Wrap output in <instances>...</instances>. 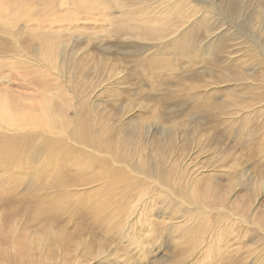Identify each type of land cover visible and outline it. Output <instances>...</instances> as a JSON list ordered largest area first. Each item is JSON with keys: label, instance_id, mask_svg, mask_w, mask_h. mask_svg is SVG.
<instances>
[{"label": "rangeland", "instance_id": "rangeland-1", "mask_svg": "<svg viewBox=\"0 0 264 264\" xmlns=\"http://www.w3.org/2000/svg\"><path fill=\"white\" fill-rule=\"evenodd\" d=\"M68 1L0 0V264H264V0Z\"/></svg>", "mask_w": 264, "mask_h": 264}, {"label": "bare ground", "instance_id": "bare-ground-1", "mask_svg": "<svg viewBox=\"0 0 264 264\" xmlns=\"http://www.w3.org/2000/svg\"><path fill=\"white\" fill-rule=\"evenodd\" d=\"M61 1V3H59L60 4V8L59 9H62V8H66L67 7V5H68V0H60ZM94 2H95V4L96 5H98L99 4V2H98V0H94ZM70 3H71V1H70ZM177 4H176V6H175V8H185V9H188V11L190 12L191 11V9L192 8H199L203 13H205V14H207L208 16H210L211 17V15H213V16H215V13H214V9H212V8H209V7H198V6H196V5H193L192 3H190L189 5H187L186 3H185V0H177V2H176ZM74 4V3H73ZM72 4V5H73ZM56 5V4H55ZM71 5V6H72ZM57 6H58V4H57ZM151 6H152V10H146V9H144L143 11L144 12H146V11H150V12H156V7H155V2H153L152 4H151ZM69 7V6H68ZM56 8V7H55ZM83 8V6L82 5H78V7H75V8H73L72 10H70L71 11V15H69V16H67V15H64V16H67L66 17V22H69L70 24H74V23H87V22H89V21H100V19H99V17H97V16H92V17H88L87 15H86V17L84 18H81V17H79V13H78V11H80V9H82ZM91 8V7H90ZM94 8V7H93ZM89 9V8H88ZM103 11H106V10H103ZM55 12V11H54ZM102 13V11L100 12V14ZM104 13V12H103ZM34 14V13H33ZM59 14V13H58ZM135 14H140V11H137V12H135ZM107 15L108 14H106L105 16H104V18L106 19V17H107ZM35 16H36V13H35ZM56 16V15H55ZM58 17H59V15H57ZM91 16V15H90ZM100 16V15H99ZM29 17V16H28ZM46 17V16H45ZM60 18V17H59ZM35 20H37V19H35ZM34 20V17H31V18H28V20H27V22L28 23H36L37 21H35ZM64 20V19H63ZM224 20V19H223ZM59 21V20H58ZM65 21V20H64ZM46 22V21H45ZM60 22H62V21H60ZM90 23V22H89ZM225 23V22H224ZM36 26V25H35ZM47 26V25H46ZM76 26V25H75ZM38 28L39 27H41V26H37ZM77 27H79V26H77ZM177 31V30H176ZM176 31H174L173 33H175ZM174 37V36H173ZM176 39V37L175 38H173L172 40H175ZM165 42H170L169 40H167V41H165ZM48 46H49V43L47 44ZM49 48V47H48ZM7 102H4V105L3 106H1L0 107V118H1V115L2 116H5V112H7L8 111V108L6 107L7 106ZM46 106V107H45ZM45 110H46V113H47V115H49V114H52L51 113V109H52V105H50V104H45ZM18 109V108H17ZM23 109V108H22ZM8 113H10V111L8 112ZM56 114V113H55ZM22 116V115H21ZM21 116L19 117V119L21 118ZM53 116V115H52ZM55 116V115H54ZM53 116V117H54ZM17 117V116H16ZM28 117V116H27ZM60 115H57V116H55L53 119H51V118H48V116H46V118H47V122H48V125H43L42 127L41 126H38V125H36V126H34V127H32V128H39V127H41L42 129V132L41 133H43V135H41V137L42 138H48V139H51L50 137H52V136H49L48 134H50V135H53V134H57L56 133V131H58V133H60V134H62L61 133V130L62 129H60L59 128V120H61L60 118ZM16 122V121H15ZM5 124V123H4ZM8 124H5V125H3L2 127H5V126H7ZM10 125V124H9ZM21 126H29V127H31V125H26V124H20ZM18 123H16L15 124V126H13V129L16 127H18V126H20ZM40 125H42V124H40ZM11 126V125H10ZM19 129H10V132L11 131H13V133H14V131L16 130V131H18V130H21V128L22 127H18ZM2 129H5V128H2ZM6 130V129H5ZM9 130V129H8ZM31 131H35V130H33V129H30ZM38 130H40V129H38ZM5 134V133H4ZM12 134V133H11ZM34 134V133H33ZM0 135H2V134H0ZM64 135H62L61 137H63ZM40 137V136H39ZM37 144H38V142L34 145V148H33V150L37 147ZM32 156V155H31ZM30 156V157H31ZM34 156H36L35 154H34ZM31 159V158H30ZM32 159H33V157H32ZM117 160L119 161V162H125L126 163V167L129 169V171H131V172H133V165L130 163V160H128V159H121V158H117ZM100 170H104L105 171V173L106 174H103V175H101V176H107V174H109L110 173V171L106 168V167H104V166H101V169ZM182 174V173H181ZM98 176V175H97ZM110 176H111V174H110ZM183 176L182 175H180L179 174V176H178V178H177V180H176V182H178V183H180V185H181V182H182V178ZM111 178H112V176H111ZM111 178H109V179H111ZM96 179H97V177H96ZM102 179H104V178H102ZM108 179V180H109ZM145 179L147 180V182L150 184V186H153V187H156V189H158L156 192H155V194L156 195H158V194H160L161 192H164V193H166V199H169L171 202H178L179 204H182V205H184L185 206V208H187V207H196V208H198V209H201L202 211H209L210 209L208 208V207H206V206H204L203 204H193V201H192V199H191V193H190V195H188L186 198H183V197H177L176 195H175V193H174V191H179V189H178V187H173V189L165 182V181H163L159 176H157V177H145ZM97 180H99V179H97ZM105 181V180H104ZM103 181V182H104ZM110 181V180H109ZM98 182V181H97ZM101 182H102V180H101ZM100 182V180H99V183H101ZM111 182V181H110ZM105 184H106V182H104ZM149 186V185H148ZM104 188V187H103ZM102 192H104V190L102 191ZM149 192H152V191H149ZM149 192H146V194L147 195H150V194H148ZM191 192V191H190ZM146 195V196H147ZM156 195H154V197L156 196ZM105 197H106V194H103V197H101L102 199L100 200V203H101V205H103L104 206V203H105ZM139 197V196H138ZM144 198H146V197H144ZM151 198V197H150ZM194 198H195V196H194ZM109 199V198H108ZM110 199H111V197H110ZM148 200H150V199H148ZM141 202V201H140ZM143 202V201H142ZM154 202V201H153ZM151 203V202H150ZM144 204V203H143ZM141 205V204H140ZM146 205V204H145ZM144 205V206H145ZM109 206V205H108ZM142 206V205H141ZM143 207V206H142ZM145 208V207H144ZM149 208V207H148ZM181 209H182V207H180ZM180 208H178L179 210H181ZM187 209H189V208H187ZM184 210V209H183ZM106 211V210H105ZM140 216V215H139ZM138 219V218H137ZM192 219V218H191ZM189 220V219H188ZM187 220V221H188ZM189 222H190V220H189ZM191 223V222H190ZM134 224V223H133ZM185 225H186V223H185ZM191 225H194V223H192ZM184 230H187L186 228H182V229H180V231L179 232H181V231H184Z\"/></svg>", "mask_w": 264, "mask_h": 264}]
</instances>
